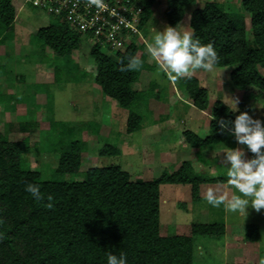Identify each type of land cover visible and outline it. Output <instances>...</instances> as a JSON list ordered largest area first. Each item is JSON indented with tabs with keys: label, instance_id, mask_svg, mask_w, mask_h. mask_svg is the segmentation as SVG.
<instances>
[{
	"label": "trees",
	"instance_id": "trees-1",
	"mask_svg": "<svg viewBox=\"0 0 264 264\" xmlns=\"http://www.w3.org/2000/svg\"><path fill=\"white\" fill-rule=\"evenodd\" d=\"M129 1L140 7L137 26L145 33L146 24L154 14L155 0ZM196 1L165 0V23L175 26L183 19L185 7ZM241 8L250 15L252 39L247 38L242 17L226 11L218 0L206 1L192 10L191 35L201 43L213 42L220 57L214 66L233 67L229 74L233 87L244 92L255 88L264 95V75L259 70L264 68V0H241ZM63 15L36 31L43 59L48 58L47 49L58 58H69L80 49L82 35L69 27ZM16 16L13 0H0V45L13 41ZM102 48L96 43L90 50L96 64L94 82L101 93L119 107L132 110L151 96L155 87H160L159 82L153 80L150 94L134 88L144 70L154 72L156 69L148 62L146 43L131 41L125 50L116 52L114 59ZM133 57L142 64L130 69L128 65ZM54 71L58 81L61 67L55 66ZM164 73L163 78L168 79V74ZM78 79L73 77V81ZM178 85L185 89L193 106L201 111L208 108L207 90L195 77H180ZM254 99L244 94L237 110L216 100L208 135L200 137L187 130L183 133L186 143L195 150L234 143L236 139L230 128L221 132L217 120H234L240 111H249L252 115ZM0 102L4 103L1 97ZM141 121L139 114L130 113L127 132L131 134L141 129ZM48 124L53 139L48 150L59 156L54 176L78 174L86 143L77 138V129L67 122L49 119ZM43 131L41 129L40 133ZM242 147L250 158L254 156L246 145ZM43 150L39 148L38 152ZM30 152L27 140L13 141L0 132V264H106L109 252L117 255L123 252L128 264H193L196 237L220 239L225 234L224 224L192 223L187 235H161L160 199L162 185L187 184L191 186L192 199L198 201L202 184L225 183L227 176L195 173L191 162L184 161L176 171H165L150 180H131L130 174L115 164L92 166L85 171L82 180L43 179L41 172L25 166V155ZM117 154L119 151L111 145L99 151L100 156ZM29 182L40 185L41 200H35L24 191ZM49 195L53 197L52 208L46 206ZM245 237L258 239L256 225L246 226Z\"/></svg>",
	"mask_w": 264,
	"mask_h": 264
},
{
	"label": "rangeland",
	"instance_id": "rangeland-1",
	"mask_svg": "<svg viewBox=\"0 0 264 264\" xmlns=\"http://www.w3.org/2000/svg\"><path fill=\"white\" fill-rule=\"evenodd\" d=\"M206 1L213 0H197L195 4L185 7L183 19L175 25L181 33L184 30L191 33L190 14ZM218 1L226 11L242 17L247 38L252 39L250 15L241 8V0ZM13 2L17 13L15 37L12 42L0 45V97L4 100V103L0 102V132L13 141H28L31 152L25 155V166L41 172L43 179L82 180L85 171L92 166L115 164L126 170L131 180H150L165 171H176L184 161L191 162L195 173L226 177L230 167L226 161L228 150L238 149L243 158H250L237 141L221 147L195 150L190 148L183 135L191 130L200 137H206L214 102L222 100L233 109L230 99L240 101L244 94L255 97L252 103L253 117L264 120V95L255 88L250 87L244 92L233 87L229 76L233 67L190 69L187 74L175 76L149 53L148 62L156 69L154 72L144 70L134 88L150 94L153 80H157L160 87H155L152 95L132 110H125L114 100L105 97L94 82L96 64L90 50L99 42L95 35L89 36L81 31L80 49L69 58L54 57L47 49L48 58L43 59L41 41L36 37V31L57 18V15L27 6L24 0ZM112 4L123 13H133L130 14L132 28L115 38L119 43L101 44L103 52L113 59L116 52L125 50L131 41L146 43L148 49L150 43L154 45L156 32L169 26L163 17L165 0H155L154 14L146 24V35L137 26L141 13L137 3L113 0ZM113 30L103 31V34L113 39ZM57 65L61 67L58 81L55 80L54 71ZM259 70L264 75V68L260 67ZM164 72L168 74V79L163 78ZM74 76L79 77L78 81H73ZM187 76L195 77L199 85L207 90L206 110L201 111L193 106L185 89L179 88L180 77ZM237 107L238 104L235 110ZM130 113L142 117L141 129L131 134L127 132ZM49 119L73 125L77 129V138L86 143L87 149L82 155L78 174L54 176L59 156L48 150L53 140ZM41 129H44L43 133H40ZM107 145L115 147L119 154L100 156L99 151ZM39 148L44 150L39 153ZM200 187L199 200L194 201L190 185L161 186L160 234L187 235L192 223H221L226 227L222 238H195L193 264H258L259 257L264 255V209L257 212L249 207L248 215L244 218L229 212L224 203L213 206L205 198L209 189L217 196L230 197L237 191L234 185L228 182L207 183ZM250 224L257 227V240L245 237L246 226Z\"/></svg>",
	"mask_w": 264,
	"mask_h": 264
},
{
	"label": "clouds",
	"instance_id": "clouds-1",
	"mask_svg": "<svg viewBox=\"0 0 264 264\" xmlns=\"http://www.w3.org/2000/svg\"><path fill=\"white\" fill-rule=\"evenodd\" d=\"M148 52L175 76L187 74L190 69L210 70L220 60L213 42L201 43L199 39H194L188 30L181 33L177 26L171 25L165 27L163 31L156 32L154 45L151 43L148 45ZM141 64L140 59L133 57L128 67L135 69ZM230 100L232 110H235L239 101ZM217 123L221 132L230 128L237 143L246 145L254 156L245 159L240 150H228L226 154V161L230 165L227 171L228 183L234 185L237 191L228 197L217 196L209 189L205 198L213 206L224 203L229 212L245 218L249 207L257 212L264 209V120L254 118L249 111H240L234 120L219 119ZM24 191L37 201L42 199L39 184L29 182L25 185ZM47 199L49 203L46 206L52 208L53 197L49 195ZM106 264L128 262L123 252L119 255L109 252ZM258 264H264V255L259 257Z\"/></svg>",
	"mask_w": 264,
	"mask_h": 264
},
{
	"label": "built area",
	"instance_id": "built-area-1",
	"mask_svg": "<svg viewBox=\"0 0 264 264\" xmlns=\"http://www.w3.org/2000/svg\"><path fill=\"white\" fill-rule=\"evenodd\" d=\"M112 2L113 0H24L27 6L33 5L57 16L64 13L63 19L70 28L86 34L92 33L103 46L105 43L115 44L118 42L115 38L121 35V31L132 28V16L129 18L127 14L133 13L121 12L120 8L112 6ZM111 29H114L111 34L113 39L103 34V31Z\"/></svg>",
	"mask_w": 264,
	"mask_h": 264
},
{
	"label": "crops",
	"instance_id": "crops-1",
	"mask_svg": "<svg viewBox=\"0 0 264 264\" xmlns=\"http://www.w3.org/2000/svg\"><path fill=\"white\" fill-rule=\"evenodd\" d=\"M202 189H201V187L199 188V191H201ZM200 198H201V192H200ZM227 264V263H226Z\"/></svg>",
	"mask_w": 264,
	"mask_h": 264
}]
</instances>
